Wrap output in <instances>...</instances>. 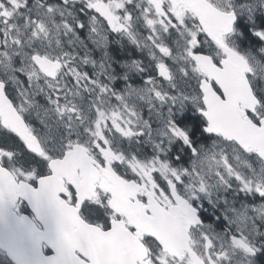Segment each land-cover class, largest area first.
I'll use <instances>...</instances> for the list:
<instances>
[{
	"label": "snow or ice",
	"instance_id": "obj_1",
	"mask_svg": "<svg viewBox=\"0 0 264 264\" xmlns=\"http://www.w3.org/2000/svg\"><path fill=\"white\" fill-rule=\"evenodd\" d=\"M0 264H264V0H0Z\"/></svg>",
	"mask_w": 264,
	"mask_h": 264
},
{
	"label": "flooded vegetation",
	"instance_id": "obj_2",
	"mask_svg": "<svg viewBox=\"0 0 264 264\" xmlns=\"http://www.w3.org/2000/svg\"><path fill=\"white\" fill-rule=\"evenodd\" d=\"M20 213L23 215H27L30 218H32L34 215L27 209L26 205L23 204V206L20 208ZM43 246V245H42ZM45 254H51V250L49 248H45Z\"/></svg>",
	"mask_w": 264,
	"mask_h": 264
}]
</instances>
